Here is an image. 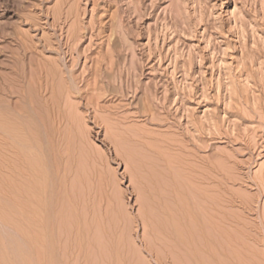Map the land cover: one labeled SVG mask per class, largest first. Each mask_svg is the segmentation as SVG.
Wrapping results in <instances>:
<instances>
[{
  "label": "rangeland",
  "instance_id": "1",
  "mask_svg": "<svg viewBox=\"0 0 264 264\" xmlns=\"http://www.w3.org/2000/svg\"><path fill=\"white\" fill-rule=\"evenodd\" d=\"M1 76L0 264H264V0H0Z\"/></svg>",
  "mask_w": 264,
  "mask_h": 264
},
{
  "label": "bare ground",
  "instance_id": "2",
  "mask_svg": "<svg viewBox=\"0 0 264 264\" xmlns=\"http://www.w3.org/2000/svg\"><path fill=\"white\" fill-rule=\"evenodd\" d=\"M49 73V72H48ZM50 74V73H49ZM51 75V74H50ZM45 77H46V75H45ZM51 77V76H50ZM47 78H48V80H49V76H48V74H47ZM20 83H21V80L20 79H18V78H10V77H8V76H1V78H0V97L2 98L1 100H0V131H6V130H8L7 129V126L9 127H14V125L16 124L17 125V123H18V126L17 127H19L21 130H24V128H25V130H26V128L28 127H26V124H25V121L24 120H26V117H27V115L29 116V111H30V108H31V102L32 101H30V99L28 98L29 96L28 95H30V94H28L27 95V91H25L24 89H22V90H20V91H18L17 89H16V87L17 86H19L20 85ZM23 87V86H22ZM19 89H21V88H19ZM15 97H18L19 99V101H20V103L19 102H17L16 100H14V98ZM18 107V108H17ZM36 115V114H35ZM37 117V116H36ZM32 120V119H31ZM27 121H28V119H27ZM35 124V123H34ZM28 125V124H27ZM39 126V125H38ZM10 127H9V129H10ZM31 127H32V125H31ZM23 128V129H22ZM28 128H30V127H28ZM11 129H13V128H11ZM18 129V128H17ZM27 130H29V129H27ZM20 131V130H19ZM8 132V131H7ZM11 132V131H10ZM25 132V131H24ZM13 133H15V132H13ZM12 133V134H13ZM25 134V133H24ZM15 135H17V134H15ZM14 136V135H13ZM32 136V135H31ZM10 137V136H9ZM19 137V136H18ZM34 137V136H33ZM14 138V137H13ZM32 138V137H31ZM8 139V138H7ZM15 139H16V137H15ZM20 139V138H19ZM18 140V139H17ZM27 141V140H26ZM29 143V142H28ZM11 144V143H10ZM24 144V143H23ZM5 145V144H4ZM29 145V144H28ZM28 147V146H27ZM2 148H4V147H2ZM0 149H1V147H0ZM27 149H29V148H27ZM15 151V150H14ZM13 151V152H14ZM4 152V151H3ZM1 153V152H0ZM22 153V152H21ZM11 154V153H10ZM23 154V153H22ZM21 154V155H22ZM25 155V154H24ZM9 156V155H8ZM23 156V155H22ZM7 157V156H6ZM28 157V156H27ZM11 157H9V159H10ZM13 158V157H12ZM29 158V157H28ZM40 158V157H39ZM8 158H7V160H9ZM14 159V158H13ZM17 159V158H16ZM20 159V158H19ZM26 159V158H25ZM41 159V158H40ZM10 161V160H9ZM25 161V160H24ZM28 162V161H27ZM31 163V162H30ZM37 163V162H36ZM17 164H19V163H17ZM8 165V164H7ZM29 165V164H28ZM20 166H22V165H20ZM31 166V165H30ZM44 166V165H43ZM2 169V168H1ZM15 170V169H14ZM23 170V169H22ZM3 171V170H2ZM9 171V170H8ZM27 171V170H26ZM25 171V172H26ZM34 173H36V172H34ZM2 174V173H1ZM10 174H11V172H10ZM22 174V173H21ZM12 175V174H11ZM14 177V176H13ZM17 177H18V175H17ZM21 177V176H20ZM31 177V176H30ZM41 177V176H40ZM11 179V178H10ZM9 179V180H10ZM18 179V178H17ZM20 179V178H19ZM2 180V179H1ZM22 181V180H21ZM13 182V181H12ZM23 182V181H22ZM26 182V181H25ZM2 183V182H1ZM34 183V182H33ZM6 184V183H5ZM12 184V183H11ZM38 184V183H37ZM36 185V184H35ZM39 185V184H38ZM30 186H32V185H30ZM5 187V186H4ZM7 187V186H6ZM21 187V185L19 186V188ZM23 187V186H22ZM17 189V188H16ZM24 189V188H23ZM27 189V188H26ZM30 190V189H29ZM28 191V190H27ZM13 192V191H12ZM16 192V191H15ZM30 192V191H29ZM28 192V193H29ZM20 193V192H19ZM25 193V192H24ZM38 194V193H37ZM25 196V195H24ZM23 196V197H24ZM33 196V195H32ZM15 197H17V196H15ZM26 198H28L27 197V195H26ZM20 199V198H19ZM30 199H31V197H30ZM26 200V199H25ZM40 200V199H39ZM16 201V200H15ZM30 201V200H29ZM44 201V200H43ZM13 203V202H12ZM23 203V202H22ZM40 203V202H39ZM188 203V202H187ZM14 204H16V203H14ZM192 204V203H191ZM17 205V204H16ZM19 205V204H18ZM22 205V204H21ZM28 205V204H27ZM41 205V204H40ZM193 206H195V205H193ZM16 207V206H15ZM36 207H38V206H36ZM189 207V206H188ZM20 208V207H19ZM43 208V207H42ZM186 208H187V206H186ZM195 208V207H194ZM39 209V208H38ZM196 209V208H195ZM22 210V209H21ZM35 210V209H34ZM40 210V209H39ZM13 211V210H12ZM27 211V210H26ZM36 211V210H35ZM198 211V210H197ZM21 213H23V212H21ZM41 213V212H40ZM39 213V214H40ZM192 213V212H191ZM194 213V212H193ZM27 214V213H26ZM34 214V213H33ZM37 214H38V212H37ZM42 215V214H41ZM16 216V215H15ZM37 216V215H36ZM201 216V215H200ZM26 217V216H25ZM32 217V216H31ZM43 217V216H42ZM204 217V216H203ZM21 218V217H20ZM30 218V217H29ZM34 218V217H33ZM38 218V217H37ZM193 218V217H192ZM21 220H23V219H21ZM41 220V219H40ZM36 221V220H35ZM195 221V220H194ZM204 221V220H203ZM202 221V222H203ZM207 222V221H206ZM33 223H35V222H33ZM209 223V222H208ZM178 224V223H177ZM177 224H176V226H177ZM189 224V223H188ZM197 224V223H196ZM200 224H201V222H200ZM211 224V223H210ZM214 224V223H213ZM179 225V224H178ZM192 225V223L190 224V226ZM194 225V224H193ZM193 225L191 226L192 228H193ZM198 225H199V223H198ZM202 225V224H201ZM188 226V225H187ZM186 226V227H187ZM205 226H207L208 227V225H205ZM211 226H213V225H211ZM42 227V226H41ZM177 227H180V225L179 226H177ZM199 227H200V225H199ZM206 227V228H207ZM214 227V226H213ZM212 227V228H213ZM206 228H204V231H206L207 229ZM209 228H211L210 227V225H209V227H208V229ZM211 228V229H212ZM191 229V228H190ZM206 229V230H205ZM180 230V229H179ZM185 230V229H184ZM199 230V229H198ZM41 231V230H40ZM177 231V230H176ZM182 231V230H181ZM188 231H190V230H188ZM191 231H193V229L191 230ZM195 231V230H194ZM203 231V230H202ZM203 231V232H204ZM209 232L211 231V230H208ZM213 231V230H212ZM211 231V232H212ZM197 232V231H196ZM182 233V232H181ZM192 233V232H191ZM200 235H202V232L200 231ZM213 233V232H212ZM212 233H208V232H204L203 233V236H202V238L200 237H195V238H199L200 240H202V241H200L199 239H197L195 242H197L198 240L200 241L199 243L201 244V242H202V244H203V240H205L206 241V243L207 244H210V245H213V243H215V241H216V243H217V240H218V242L220 241L219 239H217V240H215L216 238H215V236H214V238L213 237H211V235H212ZM194 235H195V233H193ZM207 234V235H206ZM208 234H211L210 235V237H209V235ZM217 235H219L218 233H216ZM43 235V234H42ZM191 235V234H190ZM204 235H206L207 237H204ZM179 236H180V234H179ZM189 236V235H188ZM192 236V235H191ZM216 237H218V236H216ZM220 237V236H219ZM43 238V237H42ZM195 238H194V240H195ZM187 239H189V238H187ZM193 239V238H192ZM44 240V239H43ZM193 241V240H192ZM209 242V243H208ZM45 243V242H44ZM52 243V242H51ZM198 243V242H197ZM196 243V244H197ZM198 243V244H199ZM205 243V242H204ZM205 243V244H206ZM218 244V243H217ZM220 244V243H219ZM218 244V245H219ZM222 244V243H221ZM44 246V245H43ZM53 246V245H52ZM211 247V246H210ZM47 248V247H46ZM208 248V247H207ZM51 249H52V247H51ZM208 250V249H207ZM214 250V249H213ZM213 252V251H212ZM53 254V253H52ZM209 255H210V253H209ZM213 255V254H212Z\"/></svg>",
  "mask_w": 264,
  "mask_h": 264
}]
</instances>
